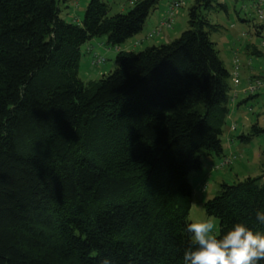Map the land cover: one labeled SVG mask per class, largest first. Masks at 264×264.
Segmentation results:
<instances>
[{"label": "trees", "instance_id": "1", "mask_svg": "<svg viewBox=\"0 0 264 264\" xmlns=\"http://www.w3.org/2000/svg\"><path fill=\"white\" fill-rule=\"evenodd\" d=\"M68 1L0 0V264H183L188 177L223 156L229 115L230 74L210 39L219 27L205 14L215 1L194 0L173 41L117 51L97 82L78 76L81 47L91 57L100 36L121 47L160 0L113 16L89 0L79 22L60 17ZM261 134L254 123L237 141ZM263 180L222 183L204 202L217 236L236 223L264 231Z\"/></svg>", "mask_w": 264, "mask_h": 264}, {"label": "rangeland", "instance_id": "2", "mask_svg": "<svg viewBox=\"0 0 264 264\" xmlns=\"http://www.w3.org/2000/svg\"><path fill=\"white\" fill-rule=\"evenodd\" d=\"M89 0H77V4L69 0L67 3L60 6V17L66 22H75L76 18L81 19L84 15V11ZM109 6V16L116 14H125L132 7L135 0H103ZM174 0H160L157 8L151 13L146 21L143 32L150 28L151 24L155 21L159 14H164L170 4ZM216 3L219 0H213ZM227 8V13L218 9L215 2L212 3L213 7L205 14L211 24L217 25L219 29L215 32H211L210 39L215 44V49L218 51L219 58L223 61L224 67L228 72L233 69L232 63L234 57L238 59L239 64V80L240 83L237 87H234L229 81L231 91L229 96L234 94L238 95V99H244L246 94L240 93L244 90L248 83L249 77L255 75H264V48L260 45V36L264 37V30L260 36L255 35V28L259 25H264L263 21L258 20L256 14L248 9V0H222ZM184 5L177 9L174 14V23L171 30H163V34L168 32L170 34V40H164L167 42L160 43V38L156 37L148 39L149 44L139 45L130 44L128 51L139 52L145 47L153 45H161L169 43L178 38L180 34L187 29L188 10L192 7L194 0H183ZM71 13V15H69ZM76 17V18H75ZM247 21V22H243ZM161 35V34H160ZM87 45L93 47V51L98 53L100 57L104 59V62L92 66L91 57L86 53V45L81 47V59L79 63L78 76L84 82H97L103 75L112 73L115 68V56L117 51L115 48L106 44V36H100L92 39ZM255 47L262 53V57H251L247 53L246 48ZM234 100V99H233ZM232 97L229 101V109L233 106ZM264 103V98L259 96L258 102L249 101L245 105H241L237 115L234 114L232 121H235L237 127V134L239 136L242 132L247 134L250 130L251 121L255 120V117L250 116L251 121L243 127V115L249 116V107L251 106L254 111H257L258 104ZM262 119L259 118L258 127L263 128ZM231 120L227 116L226 125H229ZM242 125V127H241ZM245 125V124H244ZM246 131L244 130L247 128ZM235 136V137H236ZM226 134L223 133L222 147L223 156L221 158H215L213 162H220L223 157L228 158L230 161L224 165L219 171L211 170L209 166L212 162L207 158H202V167L199 171L192 172L188 179L193 188L192 203L188 215L189 223L200 222L205 219H213L215 222V234L218 235L219 222L214 217H208L203 209V204L208 199H212L218 192L219 186L222 183L232 184L243 181L248 177H264V134L252 139L248 144L238 143L229 150L226 141ZM229 140V139H228ZM227 142V143H226ZM233 156V157H232ZM213 165V164H211ZM209 174L210 177L203 182V176ZM264 181V180H263Z\"/></svg>", "mask_w": 264, "mask_h": 264}, {"label": "clouds", "instance_id": "3", "mask_svg": "<svg viewBox=\"0 0 264 264\" xmlns=\"http://www.w3.org/2000/svg\"><path fill=\"white\" fill-rule=\"evenodd\" d=\"M254 219L264 226V209H257ZM185 230L190 244L183 251V264H264V231L253 226L236 223L217 236L214 220L205 219L187 224Z\"/></svg>", "mask_w": 264, "mask_h": 264}, {"label": "built area", "instance_id": "4", "mask_svg": "<svg viewBox=\"0 0 264 264\" xmlns=\"http://www.w3.org/2000/svg\"><path fill=\"white\" fill-rule=\"evenodd\" d=\"M219 1L221 3L223 2L222 0H219ZM183 5H184L183 0H174L170 4L166 12L164 13L163 17L158 22L157 26L146 35L145 39L148 40V39L159 37L163 30H171L173 28V23H174V14L176 10L181 8ZM248 9L251 12H254L256 14V17L258 18V20L263 21L264 23V0H248ZM258 27H261V29H259L260 32L264 30V25H259ZM259 38H260V45L261 47L264 48V37L260 36ZM135 44L137 45L138 43L136 42ZM91 50H92L91 48H87V52H91ZM103 62H104V59L100 57L98 53L93 52L91 54V65L92 66L99 65ZM232 66H233V69L231 72H229L230 81L234 87H237L240 83V80H239V70H238L239 64H238V59L236 57H234L233 59ZM243 93L247 95H259L264 98V75L262 76L254 75L252 77H249L248 83L246 87L244 88ZM231 97L233 100L236 96L234 94ZM261 119H262L261 121L264 127V115L262 116ZM230 130L234 131L235 126L234 125L231 126ZM228 141L229 143L231 142L230 139L229 140L227 139V142ZM229 161L230 160L228 158L223 157L220 162H217L214 165H212L210 169L211 170L213 169L214 171L216 170L219 171V169L221 170L224 167V165H226Z\"/></svg>", "mask_w": 264, "mask_h": 264}, {"label": "crops", "instance_id": "5", "mask_svg": "<svg viewBox=\"0 0 264 264\" xmlns=\"http://www.w3.org/2000/svg\"><path fill=\"white\" fill-rule=\"evenodd\" d=\"M69 15H71V13L69 14ZM163 15L164 14H159L158 15V17H156V19H155V21L151 24V26H150V28L149 29H147L145 32H141V34H139V35H137V36H135L134 38H132V39H130V40H128L124 45H122L121 47H119V48H116L115 50L116 51H128V49H127V47L130 45V44H135L136 42L139 44V45H146V44H149L148 43V40H146L145 39V37H146V35L149 33V32H151L156 26H157V24H158V22L160 21V19L163 17ZM76 18V17H75ZM76 21L77 22H79L80 21V19H79V17H77L76 18ZM144 30V29H143ZM165 31V30H164ZM158 38H160L161 40H160V43H164V42H167L168 40H170L171 38H170V34L168 33V32H165L164 34H163V32H161V35L158 37ZM167 40V41H164V40ZM149 47V46H148ZM251 57H253V56H251ZM255 75V74H254ZM253 75V76H254ZM240 93H242V95L243 94H245V93H243L242 92V90L240 91ZM236 97L234 98V100H233V106L229 109V115H228V117H229V119L231 120V122L229 123V125H225V127H224V133L226 134V141H227V139H230L231 140V142L229 143V144H227V147H228V149L229 150H231L233 147H234V145H238V141H237V137L238 136H236V132H237V126L238 125H236L235 123V121H232V119H233V116H234V114L235 115H237V113H238V110H239V108L241 107V106H238V104L240 103V102H242L244 99H241V100H239L238 99V95H237V93H236V95H235ZM258 100H259V96L258 97H256L253 101L256 103V102H258ZM246 104V103H245ZM245 104H243V105H245ZM229 108V107H228ZM248 112L250 113V115L249 116H246V115H243L244 117H243V119H244V122H243V127H245L246 126V124H248L250 121H251V118H250V116L252 115V117L254 116L255 117V120H252L251 121V125L252 124H254V123H256V124H258V121H259V118L261 119L262 118V116L264 115V103L263 104H261V105H259L258 104V106H257V111H254L253 110V108L250 106L249 107V109H248ZM245 124V125H244ZM235 126V130L234 131H231L230 130V127L231 126ZM242 125H241V127H242ZM250 128V127H249ZM246 129H248V127L247 128H245L244 130L246 131ZM241 134H244V132H242ZM236 136V137H235ZM227 143V142H226ZM209 161H211L212 160V162L211 163H209L210 165L209 166H211V164H215V163H217V162H213L214 161V159H208ZM219 162V161H218ZM210 177V175L209 174H205L204 176H203V179L204 180H202V184H203V182L204 181H206L208 178Z\"/></svg>", "mask_w": 264, "mask_h": 264}]
</instances>
